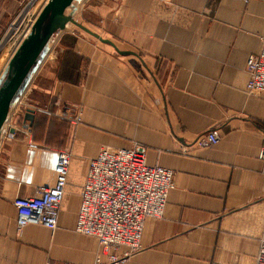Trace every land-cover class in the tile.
<instances>
[{"label": "crops", "instance_id": "0c3cea01", "mask_svg": "<svg viewBox=\"0 0 264 264\" xmlns=\"http://www.w3.org/2000/svg\"><path fill=\"white\" fill-rule=\"evenodd\" d=\"M47 1L0 0V33L17 21L0 48L3 73L28 61ZM56 14L66 19L50 34L51 19L43 24L49 35L0 114V264L93 262L97 241L74 231L87 161L134 144L172 171V187L140 249L118 264H253L264 239V95L247 92L246 60L261 46L264 0H64ZM209 130L219 142L200 145ZM60 150L71 155L57 228L17 232L13 200L54 184Z\"/></svg>", "mask_w": 264, "mask_h": 264}, {"label": "built area", "instance_id": "2783aa9c", "mask_svg": "<svg viewBox=\"0 0 264 264\" xmlns=\"http://www.w3.org/2000/svg\"><path fill=\"white\" fill-rule=\"evenodd\" d=\"M35 1L31 0L32 5ZM35 20L36 16L32 23ZM16 30L14 19L0 33V48ZM246 73L247 92L264 95V35L259 51L247 57ZM78 121L79 116L70 118L72 124ZM218 142L219 137L212 130L203 133L198 141L203 146ZM28 145L36 147L33 143ZM70 155L67 150L57 152L52 186H40L32 196L13 200L17 232L28 225H40L52 232L57 228ZM256 157L264 163V144ZM172 175L163 166L147 164L146 149L137 144L127 148L104 146L88 159L74 226L76 233L98 243L99 254L88 264H118L140 249L144 221L162 216ZM253 264H264V239L259 242Z\"/></svg>", "mask_w": 264, "mask_h": 264}, {"label": "water", "instance_id": "95a60500", "mask_svg": "<svg viewBox=\"0 0 264 264\" xmlns=\"http://www.w3.org/2000/svg\"><path fill=\"white\" fill-rule=\"evenodd\" d=\"M64 0H49L46 5L43 7L41 12L39 13L33 31V40H32V52L26 64L19 70L16 74L15 78L11 81L9 86L6 88L3 96L0 98V114L6 109L10 101L13 99L15 94L17 93L18 89L20 88L21 84L23 83L28 71L32 67L33 63L35 62L36 58L38 57L41 47L46 40L47 36L53 32L57 25L53 23V21L57 18H64V16L57 13L58 6ZM56 11V12H55ZM55 12V13H54ZM51 19L50 31L48 35L41 36V27L46 22L47 19ZM33 112L30 109H27L24 113L25 119L31 120Z\"/></svg>", "mask_w": 264, "mask_h": 264}, {"label": "rangeland", "instance_id": "374dc122", "mask_svg": "<svg viewBox=\"0 0 264 264\" xmlns=\"http://www.w3.org/2000/svg\"><path fill=\"white\" fill-rule=\"evenodd\" d=\"M2 59H0V66ZM4 70L0 69V98L3 96L4 92L6 91V88L9 86L11 81L15 78V76H12V74H6L3 73ZM61 264V263H59Z\"/></svg>", "mask_w": 264, "mask_h": 264}, {"label": "bare ground", "instance_id": "6f19581e", "mask_svg": "<svg viewBox=\"0 0 264 264\" xmlns=\"http://www.w3.org/2000/svg\"><path fill=\"white\" fill-rule=\"evenodd\" d=\"M48 2V1H47Z\"/></svg>", "mask_w": 264, "mask_h": 264}]
</instances>
